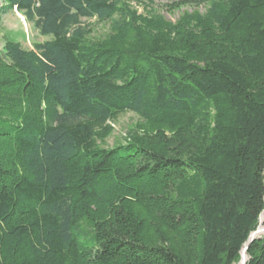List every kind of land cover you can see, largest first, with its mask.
<instances>
[{
  "label": "trees",
  "instance_id": "1",
  "mask_svg": "<svg viewBox=\"0 0 264 264\" xmlns=\"http://www.w3.org/2000/svg\"><path fill=\"white\" fill-rule=\"evenodd\" d=\"M138 1L0 0L51 37L0 54V264H237L262 227L264 0Z\"/></svg>",
  "mask_w": 264,
  "mask_h": 264
},
{
  "label": "rangeland",
  "instance_id": "2",
  "mask_svg": "<svg viewBox=\"0 0 264 264\" xmlns=\"http://www.w3.org/2000/svg\"><path fill=\"white\" fill-rule=\"evenodd\" d=\"M128 1L138 12L144 13L147 11L144 3L138 0ZM185 2L184 4L174 5V1L157 0L154 5L147 7L153 11H157L173 22L177 21L184 12H191L194 10L204 12L208 7V5L201 0H187ZM85 21L91 23L93 26L92 36H100L104 34L108 28L106 24L99 23L96 20ZM7 38H14L21 42L24 48L32 49L34 44L45 42L51 37L43 36L39 30L36 29L34 24L28 22L21 12L14 9L5 14L0 21V54L3 51ZM138 122H140V119L134 112H126L120 115L114 125L113 135L107 140V145L111 147L117 142H122L126 133ZM262 226H264V223ZM261 235H264V232ZM240 261L237 264H239Z\"/></svg>",
  "mask_w": 264,
  "mask_h": 264
},
{
  "label": "water",
  "instance_id": "3",
  "mask_svg": "<svg viewBox=\"0 0 264 264\" xmlns=\"http://www.w3.org/2000/svg\"><path fill=\"white\" fill-rule=\"evenodd\" d=\"M260 223H261V218H260ZM258 231H259V227H258V229L256 231L252 232L248 244H246V246L244 247V249L241 252V261H240L239 264H245V262L242 261V260H243V258L245 256L246 252H247L249 243L252 242L256 238V234H258Z\"/></svg>",
  "mask_w": 264,
  "mask_h": 264
},
{
  "label": "bare ground",
  "instance_id": "4",
  "mask_svg": "<svg viewBox=\"0 0 264 264\" xmlns=\"http://www.w3.org/2000/svg\"><path fill=\"white\" fill-rule=\"evenodd\" d=\"M263 232H264V226H262L261 228L259 227V231H258V234H256V237L261 235ZM247 260H248V255H247V252H246V254H245V256H244L242 261H244L245 264H246Z\"/></svg>",
  "mask_w": 264,
  "mask_h": 264
}]
</instances>
